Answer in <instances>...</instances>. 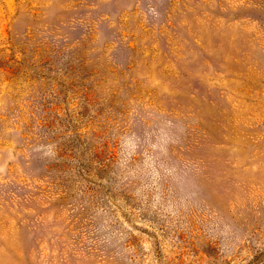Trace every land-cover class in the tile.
<instances>
[{
    "label": "rangeland",
    "instance_id": "374dc122",
    "mask_svg": "<svg viewBox=\"0 0 264 264\" xmlns=\"http://www.w3.org/2000/svg\"><path fill=\"white\" fill-rule=\"evenodd\" d=\"M0 264H264V0H0Z\"/></svg>",
    "mask_w": 264,
    "mask_h": 264
}]
</instances>
